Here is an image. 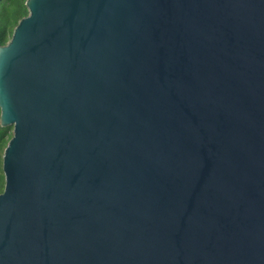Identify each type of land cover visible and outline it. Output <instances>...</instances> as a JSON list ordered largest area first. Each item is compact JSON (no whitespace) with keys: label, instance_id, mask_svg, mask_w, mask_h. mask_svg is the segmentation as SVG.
<instances>
[{"label":"water","instance_id":"water-1","mask_svg":"<svg viewBox=\"0 0 264 264\" xmlns=\"http://www.w3.org/2000/svg\"><path fill=\"white\" fill-rule=\"evenodd\" d=\"M25 7L0 264H264V0Z\"/></svg>","mask_w":264,"mask_h":264},{"label":"trees","instance_id":"trees-1","mask_svg":"<svg viewBox=\"0 0 264 264\" xmlns=\"http://www.w3.org/2000/svg\"><path fill=\"white\" fill-rule=\"evenodd\" d=\"M26 0H0V45H5L11 38L13 29L20 19L27 16ZM12 128L0 126V193L4 188V176L2 173L3 151L12 137Z\"/></svg>","mask_w":264,"mask_h":264},{"label":"rangeland","instance_id":"rangeland-1","mask_svg":"<svg viewBox=\"0 0 264 264\" xmlns=\"http://www.w3.org/2000/svg\"><path fill=\"white\" fill-rule=\"evenodd\" d=\"M10 132L12 133V130Z\"/></svg>","mask_w":264,"mask_h":264}]
</instances>
